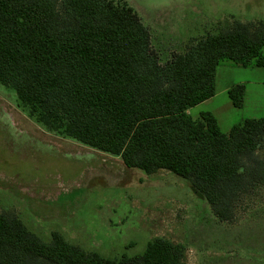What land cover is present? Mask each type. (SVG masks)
<instances>
[{
    "label": "trees",
    "instance_id": "1",
    "mask_svg": "<svg viewBox=\"0 0 264 264\" xmlns=\"http://www.w3.org/2000/svg\"><path fill=\"white\" fill-rule=\"evenodd\" d=\"M264 23L233 20L192 38L164 63L127 0H0V84L37 122L146 174L183 178L219 221L235 218L241 195L264 185V117L221 131L210 111L188 109L215 94L223 61L264 67ZM244 84L227 95L243 105ZM0 264H185L165 237L111 259L52 231L43 241L0 212Z\"/></svg>",
    "mask_w": 264,
    "mask_h": 264
},
{
    "label": "rangeland",
    "instance_id": "2",
    "mask_svg": "<svg viewBox=\"0 0 264 264\" xmlns=\"http://www.w3.org/2000/svg\"><path fill=\"white\" fill-rule=\"evenodd\" d=\"M148 26L164 63L192 38L233 20L264 23V0H127ZM264 55V46L262 48ZM218 89L250 81L264 88V67L223 61ZM261 82V83H259ZM240 108L227 93L189 111H211L222 132L245 118L264 117V92ZM264 156V144L258 151ZM0 212L16 215L43 241L52 231L87 251L117 259L165 237L185 247V264H264V185L241 195L234 220L219 221L206 200L165 169L146 174L121 159L49 130L0 84Z\"/></svg>",
    "mask_w": 264,
    "mask_h": 264
},
{
    "label": "crops",
    "instance_id": "3",
    "mask_svg": "<svg viewBox=\"0 0 264 264\" xmlns=\"http://www.w3.org/2000/svg\"><path fill=\"white\" fill-rule=\"evenodd\" d=\"M220 67V65L217 66V68ZM217 68H216V73H215V94L214 96H212L211 98L205 100V101H208V100H212L213 98H215L217 95H218V92H221L222 94H225L227 93V90L232 86V85H235V84H244L245 85V93H244V101L248 98V93L250 91H253V89L255 88H258V90H255L256 91V94H257V91H259V95H257L258 97L260 96V94L262 92H264V88H261V87H255V86H251V88L248 87V84H250L251 82L250 81H239V82H236V83H233V84H226V85H223L221 86V88L218 89V86H217V79H218V71H217ZM261 83V82H259ZM203 101V102H205ZM203 102L197 104L196 106L202 104ZM195 106L191 107L188 109V113L189 111L194 108ZM207 111V110H206ZM211 112V111H210ZM212 113V112H211ZM213 114V113H212ZM214 115V114H213Z\"/></svg>",
    "mask_w": 264,
    "mask_h": 264
}]
</instances>
